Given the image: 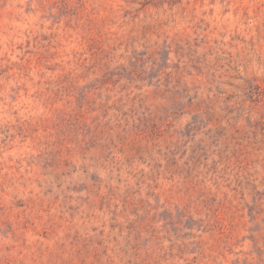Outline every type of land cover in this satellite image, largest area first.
I'll return each mask as SVG.
<instances>
[{
	"label": "rangeland",
	"instance_id": "374dc122",
	"mask_svg": "<svg viewBox=\"0 0 264 264\" xmlns=\"http://www.w3.org/2000/svg\"><path fill=\"white\" fill-rule=\"evenodd\" d=\"M0 264H264V0H0Z\"/></svg>",
	"mask_w": 264,
	"mask_h": 264
}]
</instances>
